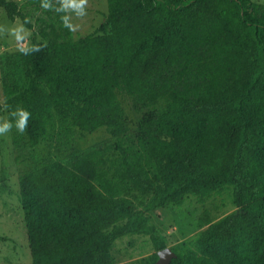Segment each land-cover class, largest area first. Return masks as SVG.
I'll return each instance as SVG.
<instances>
[{
	"label": "trees",
	"instance_id": "1",
	"mask_svg": "<svg viewBox=\"0 0 264 264\" xmlns=\"http://www.w3.org/2000/svg\"><path fill=\"white\" fill-rule=\"evenodd\" d=\"M107 7L101 33L74 37L39 0H0L9 19L29 21L34 43L47 40L44 54L22 55L26 86L4 84L8 103L31 113L29 144L59 125L81 134L103 127L114 138L113 147L72 150L20 174L31 264H119L113 245L130 233L149 236L155 251L141 264H155L167 242L149 212L224 185L237 209L172 246L168 264H264V3ZM119 94L137 107L160 102L133 136ZM133 191L147 197L142 206Z\"/></svg>",
	"mask_w": 264,
	"mask_h": 264
},
{
	"label": "rangeland",
	"instance_id": "2",
	"mask_svg": "<svg viewBox=\"0 0 264 264\" xmlns=\"http://www.w3.org/2000/svg\"><path fill=\"white\" fill-rule=\"evenodd\" d=\"M17 1L23 4L26 0ZM255 1L264 3V0ZM107 8V0H89L87 16L74 21L80 27L76 33H72L73 36L101 33L96 28L105 18ZM35 14V11L32 12L30 19L37 28L39 25L36 23ZM13 23L22 22L19 17L9 19L5 10L0 8V24ZM30 30L33 33V29ZM44 49L39 54H44ZM27 80L22 55L15 51L10 37L0 38V99L6 97L4 93L6 81L21 89L26 86ZM119 98L130 117L131 136L136 131L137 120L142 112L160 105V102H157L137 107L132 96L119 94ZM0 115L6 116L7 113L0 111ZM58 129L59 132L41 139L36 145H30L27 135L18 134L15 129L8 135L0 137V175L3 169L6 184L4 189L0 185V264H31L19 195L20 174L46 161L65 159L72 150L85 151L92 147L114 145V138L103 127L85 134H81L75 128L66 130L64 125H59ZM132 193L139 207L147 200V197L139 196L138 192ZM236 209L233 188L224 185L205 195L188 193L181 205L159 207L150 211L149 215L151 222L166 236L167 246L172 247L191 242L209 223ZM112 250L119 264H141L144 258L155 251V247L148 235L130 233L118 238Z\"/></svg>",
	"mask_w": 264,
	"mask_h": 264
},
{
	"label": "clouds",
	"instance_id": "3",
	"mask_svg": "<svg viewBox=\"0 0 264 264\" xmlns=\"http://www.w3.org/2000/svg\"><path fill=\"white\" fill-rule=\"evenodd\" d=\"M39 5L46 12L58 14L61 26L69 33H76L80 25L74 21L87 16L89 0H39ZM28 23L26 19L23 23L0 24V38L10 37L15 51L24 56L40 52L47 46L43 40L33 42V33L25 26ZM0 111L7 113L6 116L0 115V137L8 135L13 129L21 135L26 132L31 118L27 109L19 105L11 106L8 98L4 97L0 99Z\"/></svg>",
	"mask_w": 264,
	"mask_h": 264
},
{
	"label": "water",
	"instance_id": "4",
	"mask_svg": "<svg viewBox=\"0 0 264 264\" xmlns=\"http://www.w3.org/2000/svg\"><path fill=\"white\" fill-rule=\"evenodd\" d=\"M157 253H158V258L155 264H168L171 258L176 255L170 246H165L159 249Z\"/></svg>",
	"mask_w": 264,
	"mask_h": 264
}]
</instances>
